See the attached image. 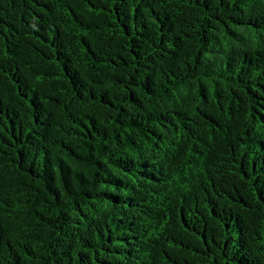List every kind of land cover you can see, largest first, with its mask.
<instances>
[{
	"label": "trees",
	"instance_id": "16d2710c",
	"mask_svg": "<svg viewBox=\"0 0 264 264\" xmlns=\"http://www.w3.org/2000/svg\"><path fill=\"white\" fill-rule=\"evenodd\" d=\"M0 264H264V0H0Z\"/></svg>",
	"mask_w": 264,
	"mask_h": 264
}]
</instances>
